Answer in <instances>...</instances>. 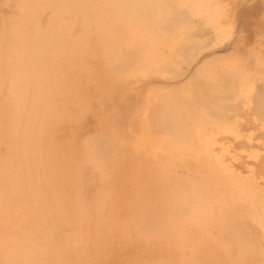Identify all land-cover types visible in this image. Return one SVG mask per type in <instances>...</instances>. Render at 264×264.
Masks as SVG:
<instances>
[{"label":"bare ground","instance_id":"obj_1","mask_svg":"<svg viewBox=\"0 0 264 264\" xmlns=\"http://www.w3.org/2000/svg\"><path fill=\"white\" fill-rule=\"evenodd\" d=\"M19 1L28 4L0 30L12 104L0 105V264L259 262L264 223L234 203L248 191L264 202V0H239L237 10L229 0ZM155 51L162 81L184 80L159 94L147 87L148 101L129 95L123 120L110 79L146 74ZM84 53L98 69L79 64ZM211 136L229 137L222 160L163 147Z\"/></svg>","mask_w":264,"mask_h":264},{"label":"rangeland","instance_id":"obj_2","mask_svg":"<svg viewBox=\"0 0 264 264\" xmlns=\"http://www.w3.org/2000/svg\"><path fill=\"white\" fill-rule=\"evenodd\" d=\"M229 1H231V3H233L232 5H236L235 6V10H237V8L239 7L240 8V5H241V2L239 1V0H229ZM250 1V0H249ZM251 1H254V0H251ZM261 1V0H260ZM26 2V1H25ZM25 2H20L19 0H0V30H1V28H2V24H3V22H4V20H6V21H9V20H13L14 19V15L16 16V14H17V12L19 11V9L21 8V6H22V4L23 3H25ZM42 2H44L43 0H41L40 2H39V4H41ZM238 2V3H237ZM247 3H249V2H247ZM28 4V2H26L25 3V5H27ZM21 5V6H20ZM229 6H231V4H229L228 5V7ZM242 6V5H241ZM43 7V6H42ZM227 7V8H228ZM49 10L50 9H48V7H45V9H44V14L41 16L42 17V19H41V22L43 23V24H45V23H47V21H48V19H47V15H48V12H49ZM121 12V11H120ZM121 14V13H120ZM50 24H55V20L53 19V17H52V19H51V21L49 22ZM227 29H229V27L227 28ZM195 32V31H194ZM226 35V34H225ZM225 35H223V37L225 36ZM136 36V42H137V40L138 39H140V38H138L139 37V34H136L135 35ZM1 38H2V41H1ZM228 38V37H227ZM3 37L2 36H0V42H3ZM126 40H127V37L126 38H124V40H122L121 41V44L123 45V47H125V45H124V43L126 42ZM226 40V39H225ZM227 41V40H226ZM225 42V41H224ZM230 45V43L227 45V46H229ZM224 48V46L222 47V48H220V49H223ZM226 48V47H225ZM207 50H205V52L203 51H201V53H195L196 54V56H197V58H196V60H194L193 61V63H192V65H193V68L200 62V60L199 59H203L205 56V53L208 51V48H206ZM210 50V49H209ZM3 51L5 52V48L3 49ZM214 51V48L213 49H211L210 50V52H213ZM158 54H157V53ZM195 52H198V50L196 49L195 50ZM218 52H221L222 53V51H218ZM213 53H215V52H213ZM216 53H217V51H216ZM211 54V53H210ZM158 55L160 56L161 55V51L160 52H158V51H155L151 56L153 57V65H144L143 67H144V69H145V71H146V74H141L139 77L138 76H133V77H136V79H137V77H138V81L137 82H134V80H135V78H133V77H131V78H122V79H110V81H111V85H112V87H113V90H112V93L110 94L111 95V102H112V100L113 101H116V103H117V101H120L121 100V102H124L123 103V108H122V115H123V117L121 116V118L124 120V119H126V118H128V117H126V115H128L129 114V108L127 107V102H125V101H128V100H130V96H132V98H135L136 99V96L139 94H137V92H140V91H142L141 93H142V95H140V97H141V99H145V97H146V99H145V101H148V95H145V96H143L144 95V93H148V88L147 87H150V86H152V87H154V90H153V92L155 93V94H159V92L161 91V90H163L164 88H165V86H166V83L165 82H167L168 81V83H171L170 85H176L178 82H180V81H183V80H180V79H176V78H170L169 80H167V81H162L163 80V77L162 76H160V74H158V71L160 72V70H158V66H159V57H158ZM86 54L84 53V57H83V55H82V60H81V62L79 63L80 65H85L86 66V64L85 63H87V64H89V66L91 65V66H93V65H95L96 66V68L100 65V62L99 63H97V64H94L93 62H92V60L91 59H89V58H86ZM11 56L9 55V56H7L6 58H8V59H11V61H13V64H14V66L16 65V63L18 62V59H17V56H13L12 58H10ZM177 57H178V55H177ZM176 57V59H178V60H180L181 59V56H179L178 58ZM206 58V57H205ZM150 59H151V57H150ZM7 60V59H6ZM7 61H9V60H7ZM20 61V60H19ZM199 61V62H198ZM147 62H148V59H147ZM197 62V63H196ZM196 63V64H195ZM195 64V65H194ZM98 69V68H97ZM155 70H157V72H155ZM164 72H166V69H164L163 70ZM26 74L27 75H29L30 74V71L29 70H26ZM159 75V76H158ZM8 74L7 73H4V72H1L0 73V105H1V107H4V111H5V109L7 110V109H9L10 107L8 106V108H7V105H11L12 106V104H11V100H7V99H10V96L11 95H9V94H7V92L9 93V91L7 90V92H6V89H7V87L9 88V83H8ZM142 81V82H141ZM3 83L5 84V85H3ZM137 83H139V84H137ZM135 85L136 86V88L135 89H133V90H127V89H129V87L131 86V85ZM138 85H140V86H138ZM1 87H3V88H1ZM139 87V88H138ZM187 87V86H186ZM123 89H125L126 91H125V93H123ZM139 89V90H138ZM147 90V91H146ZM128 91V92H127ZM136 92V94H135V92ZM152 91V90H151ZM151 91H149V93L151 92ZM242 91V90H241ZM240 90H239V92H241ZM118 92V93H117ZM134 92V93H133ZM119 93H123V94H119ZM140 93V94H141ZM154 93H150V94H154ZM4 94H7V95H9V97L7 96V95H5L6 97H3V95ZM96 95H97V93H96ZM130 95V96H129ZM172 95V94H171ZM123 96V97H122ZM139 96V95H138ZM119 97H120V99H119ZM139 97V98H140ZM4 99V101H3V99ZM131 98V99H132ZM143 99V100H144ZM125 100V101H124ZM144 101V102H145ZM97 101H95V107H97V111L98 110H100V111H103L102 109H103V107H101L100 105L101 104H99L100 102H98V104L96 103ZM110 101H108V103H109ZM130 102V101H129ZM133 102V101H132ZM7 103H9V104H7ZM107 103V104H108ZM131 103V102H130ZM5 104V105H4ZM146 104H147V102H146ZM109 105V104H108ZM129 105V104H128ZM143 103H142V105H141V107H143ZM94 106V105H93ZM107 106V105H106ZM130 106V105H129ZM151 106H152V104H151ZM244 106V105H243ZM242 105H239L238 107H243ZM12 108V107H11ZM107 108V107H106ZM105 108V109H106ZM197 108V107H196ZM193 108V113L196 115V118L197 117H199V116H201V112L200 113H198L200 110L197 108ZM136 109V108H135ZM135 109L133 110L134 112H135ZM199 110V111H198ZM196 111V112H195ZM198 111V112H197ZM128 113V114H127ZM192 112H191V114H193ZM199 115H198V114ZM195 115H193V117L195 118ZM129 116V115H128ZM86 117H88L87 119L88 120H92L93 118V116H92V114H88V116H86ZM126 117V118H125ZM120 117H119V121H120V119H121ZM118 120V119H117ZM204 121V122H203ZM135 122V121H134ZM197 122V121H196ZM200 123H205V120L204 119H202L201 121H200ZM209 124V123H208ZM120 125H122V124H120ZM133 125H135V124H133ZM122 127V126H121ZM218 127H219V129H218ZM199 128V127H198ZM217 128V129H216ZM216 128H214V130H218V132L220 133L221 132V134H223V133H226L227 132V130L228 129H226V126L225 127H220V126H217ZM248 132V131H247ZM228 133H229V130H228ZM234 134L235 133V129L234 130H232V126L230 125V134ZM6 133H4L3 135H5ZM226 137V136H225ZM211 138L212 139H210L211 140V143H207L206 145H204L203 143H205V142H207V141H202V142H200V143H196V142H192V141H189L188 143H185L184 145H182V141H183V139H174V138H172L171 140H167V141H165L164 143H163V147H165V149H170V147H172L173 148V146H174V143L177 145H179V147H178V155L179 156H181V155H183V153L185 152V150L187 149V150H189V149H192V148H196V146L197 147H200L201 149H204V150H206L207 151V154L208 153H213V154H215L214 156H218L219 158H220V160H222V157H220V155H221V153H222V147L226 144V141H228L227 140V138H229L228 136H227V138L225 139L224 138V141L223 140H221V139H218V138H216V137H214V136H211ZM154 138L153 137H148V135H145V138H143V142L145 143V144H149V143H151L152 142V140H153ZM151 140V141H150ZM161 141H163V140H161ZM212 141H213V144H212ZM180 146H183L182 148H180ZM197 149V148H196ZM184 150V151H183ZM186 150V151H187ZM140 151V150H139ZM139 151H136L135 152V149H133L132 150V153L130 152V155L131 156H133L134 158H137L139 155H141L142 154V152H140V153H138ZM190 151V150H189ZM136 153H138V154H136ZM149 153V152H148ZM193 153V152H192ZM147 154V153H146ZM159 154H161V153H159V152H157V153H155L154 154V159H155V162H157V159L159 158V157H161ZM195 154H197V153H194V155ZM129 154H128V156H130ZM184 155H186L185 153H184ZM189 155H192V154H189ZM187 157H191V156H188V155H186ZM124 158H127L126 156H124ZM160 160V159H159ZM165 160L166 159H164L163 160V162H162V165L163 166H168V165H170L169 163H164L165 162ZM167 164V165H166ZM86 169V168H85ZM231 175H232V173H231ZM231 177H234L235 179L236 178H239V174L237 173V174H235V175H233V176H231ZM67 178H68V172H67ZM66 178V179H67ZM236 180H238V179H236ZM239 182H240V180H239ZM251 186V185H250ZM220 189V188H219ZM218 189V190H219ZM264 191H258V193H263ZM219 193H220V191H219ZM223 195H226L225 194V191H222L221 192ZM220 193V194H221ZM254 192H249L248 191V194L249 195H247V196H241L240 197V199L238 200V201H236L235 203H234V206L236 207V209H239V208H242V207H246V209L247 210H249L252 214H255V216L254 217H249V214H248V217H247V219H246V221H248L249 220V222H250V220L252 219V221L254 220V221H256V222H258V223H264V217H262V215L264 216V202H259L260 203V205H262V207L261 206H258V205H256V203H253L252 202V200H254L255 199V197L253 196V195H251V194H253ZM233 194V193H232ZM234 195V194H233ZM256 200V199H255ZM224 211H226V209H224L222 212H224ZM167 213V212H166ZM184 213H185V210H184ZM185 218V220L186 221H188V222H190L189 224H196L195 222H197V220H195L194 218H186V217H184ZM11 222H12V220H11ZM12 224L13 223H11L9 226L11 227L12 226ZM3 227L5 228V226H4V224H3ZM204 230H207V228H205ZM199 232V231H198ZM211 242H212V245L214 246V248H215V251L217 252V242L215 241L216 240V238H214V236L212 237V238H208ZM191 240H192V237H191ZM140 247H142L141 245H139ZM203 250H205V252L206 253H208V255H209V252H211L212 251V249L210 248V249H208V248H206V244L204 245V243H203ZM191 249V248H190ZM207 250H208V252H207ZM211 250V251H210ZM213 252V251H212ZM216 254H220V253H216ZM226 259V258H225ZM258 261H255V262H253V264H264V257L261 259V260H259V262L257 263ZM233 264H237V263H233Z\"/></svg>","mask_w":264,"mask_h":264}]
</instances>
